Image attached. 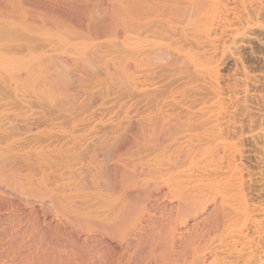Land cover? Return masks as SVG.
I'll return each instance as SVG.
<instances>
[{
	"label": "bare ground",
	"instance_id": "bare-ground-1",
	"mask_svg": "<svg viewBox=\"0 0 264 264\" xmlns=\"http://www.w3.org/2000/svg\"><path fill=\"white\" fill-rule=\"evenodd\" d=\"M118 2L119 3L117 4H120L121 6L123 5L122 7L126 8V5H124V1L122 2L121 0ZM137 2L139 5V13L138 10H134L137 12V16H134L135 13L133 12L132 8V13L134 15H131L134 16V19L130 15L126 16L127 13L129 14V12L124 11V22L121 24H119L120 22H117L120 26L115 28L117 33L115 35L120 34L119 36H121V34H125L123 35L125 37H122L121 39H127L128 37L127 40L125 39L126 41H128L130 38H132L128 43V47L131 51L125 45L127 43H123L125 47H127H124L127 50L125 51L124 49V52H130L126 54L123 52L125 55L129 56H124V61H121L123 63H120L121 65L119 68L117 67L121 72H119V74L123 75L122 79H124V84L122 85L121 79L120 85H122L125 96H121L123 92L121 93L120 91L118 92H120L121 95L110 94L109 96L106 94L107 97H105V99L101 98L103 99V101L96 110V115H104L105 119H102V117L101 119H98V117L95 115L93 118H91L92 116L89 117L86 122L82 120L83 122L81 121L80 123L78 120L79 124L76 122L75 130L80 131L82 127L83 129L87 130L84 127L90 126V128H92V132L90 131L91 133L96 134L100 131L102 133L104 131L103 128H106L107 126L109 127V125L114 123V121H116V119L118 117H121L122 115L123 117L125 116L126 119L128 118L130 120L134 119V121H142L141 123L139 122L140 124H142V126L140 125L138 127H142L143 131L148 134V136L150 135L151 138H149L148 142L150 141V139L152 140V137L154 139L151 146L148 143L149 148H147L146 146L145 149L147 150H144V147L147 143L142 147V151L140 153L141 155L140 157L138 156V159L136 158V156L135 159H131L134 161L132 165L134 166L137 162V164L139 165L138 169H140V171L138 170L139 173L136 172L137 167L135 168L136 170L134 169V172L138 173V175H136L135 173V176H138L137 178L139 179H137L138 183H136L134 180L133 181L135 183H133L132 181L130 182L131 185L132 183L136 184L134 186L137 188L135 190L133 189L132 191H135L134 194L136 198L139 195L138 200L141 199L144 205L148 207L150 206V208L154 206L156 207L158 212L161 210L163 211L161 212L163 214L162 217L160 215L159 218L157 214L156 216L161 221V224H163V226L160 225L161 228L164 230L166 228L163 227H170L169 231L172 234L161 229L163 233L159 232L161 235H158L159 233L155 235L154 233L160 230V223H157L158 219H156L157 217L154 216L155 213L150 214L149 212L151 216L153 214V221H151V216L149 218L148 211H146L149 208L146 209V207L145 210L143 208L145 206L143 205L142 207V203H140L141 205H139V203H136L138 200H136L135 197V199L132 198L134 199V201L131 200L130 202H125V200L121 197L123 196L121 194L124 191L123 189L119 194L121 196H118L117 194L118 197H116L115 195L114 198L113 195V200L112 194L107 190L111 185V181L107 182L109 183V187L107 186L108 188H106L104 186L106 185L105 181L108 180V177L107 179H101L102 175H97L98 177L95 175L97 178L100 177L101 180H97V178H93L91 176L90 179L87 178V176L89 175L86 173L88 172V170H90V167L88 165H85V162H77V160H74V158L71 157L72 154L70 158H67L69 157V155H65L67 157H62L61 161L57 159L59 158L61 153H59V156H57L56 158H54L52 155L50 156L49 154L51 153H48V149L50 146L48 142H53L51 138H62L64 135L67 136V134L60 133L61 130H59V128L57 129L59 130V132L55 129L56 133H51L52 136L51 134L50 136L47 134L50 140H48V138V141H46L45 144L47 143L48 145H44V143L43 145H39V140V143H35L37 141V137L36 135H34L36 137L35 139L34 136L30 133L28 135L33 136V138H31L34 139V143L31 142L32 140L30 136H27L26 134L25 137L19 136L22 139L18 138L19 140H12L13 136H15L12 135V139L9 140L10 142L8 141L7 144H4L2 142V144L6 145V147L10 143V147L12 148L11 152L14 150V148H16L15 150H18V152L16 151L15 153H17L16 155L21 158L22 156H25L23 155L26 150L25 148H29V152H34L33 154L40 158L41 163L39 165L40 161L36 157V159H38L39 161H37L39 165L37 166V168L39 167V169H41L39 171H41L42 174V176L40 175L41 177L37 176L38 178H31L29 174L32 171L28 173V171H30L29 169L28 171L23 170L28 174H21L23 173L22 171H20L21 173L20 175L18 174V176H15L13 174L15 177H17V179L15 177L13 178H15L17 181L19 180L18 185L16 184L17 187L13 184V186L11 187L12 191L10 190L8 195H4L5 193L3 192V195L0 194V207L2 206L1 204H4V206L8 204V206L10 205L13 207H11L12 210L10 208L11 211L8 210L9 208L6 209L10 212L8 213V211H6L7 216L5 215L9 220V224L6 223L8 224L6 226H8V228H13V230L9 229L12 231L11 232L8 231V228L7 230L5 228L6 232L8 231L7 234L5 230H3L4 232H2V228L0 230V234L1 232L3 235L4 233L6 235H9V232L11 233L9 235L10 238L5 236V238H9V242L4 238L2 239V241H4V243L8 242V244H6H10V248H12V250H14L13 247H11V245L13 244V246L17 244L19 248L21 246L22 253H20H25V258L26 252L22 251V245H29L30 249L28 246H26V250L28 247L30 253L33 250H31V244H33V246L36 245L37 242H39L40 244L42 240V238L40 240V235L38 236V234H40L41 232H44V234L47 233L48 230L46 231V229H44V226H46V228L49 226V230H53V227L55 226L59 228V230L56 229L57 231H60V233H58L62 234L58 236L61 237L65 235V238L63 237L64 239H66L65 244L69 243L70 246H72L71 249L75 248L76 250L77 248L81 250V252L78 251L79 253H75H81L82 258L79 255V260L81 258V261H84L85 264H123L122 261H125L124 258H126L124 255V250L130 248H124V246L126 247L127 245L126 240L128 241V239H130L129 241L131 242H128L129 246L132 245V242L134 240L133 237H129L128 239H126V237L131 236V234L128 235V233H130V225L132 226L134 224V227H136V225L138 224L137 221L139 219L140 221L146 219V216L148 215V219L150 221L147 220V224L148 222L153 223L154 220L156 221V223H153V225L149 223L150 226L148 227L151 228L154 225L156 227L157 224L159 228L156 227V229L158 228V230H155V227H152V229L154 230L151 229L152 231H150V228H148L145 223L146 226L144 227H141V225L139 226V229L136 227L138 229V232L136 233H140L139 230L141 228H143V230L145 227L149 229L150 232L145 234L147 236L145 237L149 241H151V243L154 242L157 245L154 246V248H156L157 250L159 249L157 247H159L160 245L163 246V251L162 249L160 251L162 253L159 254V250H157V253L159 255L157 254L156 256L161 259V263H163L162 261H166L168 263L174 262V264L175 262H177L178 264L179 262H181V260H187L188 258V261L190 260L189 262L187 261L188 263L183 261L181 262V264H264V73L254 74L247 70L241 63V53L246 52L247 50L249 51V47H251V44L259 45V47H262V50L264 52V0H138ZM129 3L131 4V2ZM121 6H119V8ZM130 7L128 6V8ZM120 9L118 10V17L122 16L119 15ZM127 18H129L131 21L132 19L133 21L135 20L131 23V21H129L128 19L131 24L137 22L136 26L133 25V27H135L134 30L131 28V24H128ZM121 19L122 18L120 17V20ZM111 30H113L112 27ZM132 32L135 34V36H133L134 34ZM130 34L132 35L131 37ZM125 40L123 42H125ZM64 41H66V39H64ZM133 41H135L134 44ZM29 43L32 42H28L27 44ZM68 45H70V43ZM35 46L37 47V45ZM48 48L49 47H47V51ZM113 50L115 51V49ZM116 53H118V51ZM229 60H231L233 63H236L237 66V69L233 70L234 72H232V76H226L221 72L222 66ZM115 63L117 64V62ZM134 72H137L139 75H141V77L143 76V78L141 79L140 77H137L135 75L136 73ZM82 77H84V75ZM138 78H140L141 80H138ZM96 83L97 82H95V84ZM101 85H103V83ZM93 87L95 86L93 85ZM109 87L111 88V85ZM2 89L4 88L2 87ZM12 89L14 90V88ZM12 89H10V91ZM100 90L101 89L98 90L99 93H101ZM10 91L8 90V93ZM18 96V93L14 94L15 101L13 100L14 98H12L11 100H13L14 102L9 101V104L6 103V105L11 106L10 102H12V105H14L15 102L17 103V101L24 96V93L23 96L21 95L19 99ZM21 99L18 103H21L25 109V105L27 104L28 99H25V105V100L23 102V100L21 101ZM40 101L42 102L41 98ZM51 103L50 107H52L53 105H51ZM6 105L4 104L2 108ZM111 105H118L120 109L117 108L118 111L115 112L114 110L112 112L113 114L111 113L105 116V112L107 113L109 111ZM8 111L10 110L8 109L7 112ZM2 112L4 113V111ZM10 112L8 113L9 115ZM14 113L15 111L13 113L11 112V115ZM17 115L19 114L17 113ZM31 115L33 114L31 113ZM7 116L6 119L4 118L5 121L7 120ZM127 121L128 120H126V122ZM2 122L4 121L2 120ZM8 122L10 121L8 120ZM8 122H6L5 124H7ZM2 126V128H4V125ZM117 126L119 127V125ZM53 131L54 129L52 130V132ZM5 132L7 133V131ZM69 134H71V132ZM87 134L89 133L87 132ZM3 135L5 134L3 133ZM74 137H76V135H74ZM74 137L70 139H75ZM82 137L80 136L81 139ZM43 138L41 136V139ZM68 141L70 140L68 139ZM70 143L68 142V144ZM75 143H77V141ZM57 144L60 145V143ZM64 145L66 146V144ZM88 146L89 145H87V147ZM7 148H9V146ZM53 148L56 149V147ZM52 149H50L49 151H51ZM2 151L4 152V150L0 149V153H3ZM65 151L63 148L61 149V152ZM5 152L3 153L4 155H6L5 157L10 155L8 150V155ZM26 153L28 152L26 151ZM56 153L58 154V151ZM76 154L74 155L76 156ZM81 155L82 154L80 153V155L78 156L82 157L84 156V153L82 156ZM137 155H139V153ZM51 157H53L54 159H51ZM84 158L85 157H83V160ZM123 159L124 158H122L121 160L123 161ZM5 160H7V158ZM86 160H88L89 162V159L86 158ZM121 160H119L118 164L121 163ZM11 161H13V159H11ZM28 162L26 161V164ZM15 163H17V161H15ZM91 163H93V161ZM3 164H0L2 165L1 167L4 166ZM8 164L9 163L5 164V166ZM137 164L136 166H138ZM31 165L29 164V166ZM121 165L122 164H120V166ZM8 166L11 167V165ZM53 166L56 167L53 168ZM252 166H254L255 168ZM3 168L0 169L2 170ZM104 168L106 169L107 167L103 165V175ZM133 168L134 167H132L131 169ZM47 169L51 171V174L53 173L52 176L54 178H52V180L49 178V180L53 181V183L50 182L52 184L48 183V185L47 183H45V181L48 182V180L44 179L45 176L46 178H48V175H45L48 174L47 172H49ZM94 173L95 172H93V174ZM124 177L126 176L124 175ZM124 182L126 181L124 180ZM49 184L53 185V187ZM10 186L8 187L9 189ZM119 186L122 188L123 185ZM115 188H117V186ZM124 196L126 197V195ZM137 204L141 208H139ZM44 205L46 206L43 207ZM47 206L49 208H47ZM42 208L48 209V211L50 208L52 210H50L51 212H49L45 217L44 215L46 213L44 214V211L47 212V210H44L42 212ZM141 209H143L144 213L147 212L145 213L146 218L142 216L143 212ZM39 211L44 214L43 215L40 212V215H43L45 217H42L44 221L48 220V223H44L46 225L41 222L44 226L39 225L41 223L38 222V219L35 220L37 218V216L35 215H38ZM1 214L0 216H3ZM136 214H138V216L140 215L141 218ZM25 216H32V220L34 218V222L32 224L35 225V229H38L39 231L43 229L45 231L42 230L41 232H37V230L36 232H33V227H30L32 226L30 224L31 221H29L30 219H27V221L30 222L29 224L26 223V218L22 219L25 221V225L15 223L16 221L24 222L18 220L15 221V219H20L22 217L24 218ZM134 216L135 218L137 216V221H135ZM4 217H2V222L6 220V218ZM142 217L144 219H142ZM6 226L4 225L3 227ZM28 227L29 229L31 228L33 230H31L33 233H30L28 231L30 234L29 236L27 235V237H25V232H27ZM136 228L134 229V232L136 231ZM57 231L54 232L58 234ZM132 231L133 230H131V233ZM143 232L141 229V233ZM164 232L170 234H166L169 235L167 236L169 237V239L165 237ZM55 233L52 235V237L55 235ZM2 234L0 235V240ZM132 234L135 235L134 233ZM139 236L141 237L142 235ZM47 237L45 239H47ZM142 237L143 240L146 239L144 235ZM49 238L47 239V241L49 240ZM53 238L54 240H56L57 237L55 236ZM131 238H133V240H131ZM137 238L135 236V240ZM45 239L42 243L47 242ZM138 239L140 240V238ZM143 240L140 241L141 245L142 242L145 243L147 241ZM49 241H52V238H50ZM59 241V238H57V241L55 242L60 243L61 241ZM35 242L36 244H34ZM135 242L137 243L139 241L136 240ZM135 242L133 243V245L135 244ZM19 243H21V245H19ZM42 243L40 245H43ZM51 243L54 242L52 241ZM51 243H47V245L49 244V246H53L52 249H54L55 245L57 244L54 243L55 245H51ZM39 244H37V246L35 247L39 248ZM60 244H63V246H65L66 248H70L68 245L64 244V240ZM60 244H58V247H56L60 248L57 249V254L61 253L60 251L62 247ZM137 244H135V248ZM147 244H149V242ZM168 244L171 245L169 246ZM146 245L144 246L145 251H147L148 249V245L147 248ZM5 247L9 248V246ZM47 247L48 246H45L43 248H45L48 252V256L49 253L50 256H53L51 254L53 252L49 248L51 251L50 252ZM83 247H86L87 249H83ZM139 247L137 249L140 252L142 250L144 251V249L141 248V250L139 249ZM66 248L64 249V251L66 250ZM5 249L7 248H4V251ZM12 250L11 252H9L10 249L9 251L8 249L6 250L8 251V253H10V257L11 254L14 253L12 252ZM42 250L39 253L43 252ZM75 250H69V252ZM128 250L130 251V249ZM149 250L150 249H148V251ZM6 251L4 255L6 254V257H9L7 256L8 254L6 253ZM151 251L150 253L152 255L153 251ZM18 252L19 251H17V253L15 252L12 257L14 258L18 254ZM34 253L35 251H33L32 253L33 257H35ZM75 253L72 252V254H74L73 257L76 256ZM127 253L129 252L127 251ZM0 254L3 255V252ZM47 254L46 256L38 254V256L40 255V257H43V259H41L42 257L40 258L41 260H46L45 264H48L49 260L53 262L54 259H57V257H60V259L62 258L60 262L61 264L63 261H65V264L66 262H69V264L71 263L69 260L66 261L69 255H64V258L66 259L63 260L64 258L60 254H58L59 256H57L56 253H53L57 256H53L55 257L54 259L53 257L51 259L48 258ZM62 254H64L63 250ZM139 254H137V256L140 257ZM1 255L0 257H3ZM19 255L18 257H16V259L14 258V262H16V264L19 262L16 261L17 258L19 259ZM151 255L149 254L150 257ZM38 256L36 254L35 259H38L39 261ZM144 256L142 257L145 258ZM12 257L8 260H13ZM76 257L78 259V256ZM152 257L155 258V255ZM182 257L184 258L182 259ZM20 258H22L23 260V255ZM25 259L26 263L29 264L27 262L29 261V258ZM72 259L70 260L72 261ZM130 259L131 258H129L128 260ZM135 259H137V257ZM135 259L133 258L132 261ZM19 260L21 264L24 261H21V259ZM154 260L155 259H153L152 263H156V261L154 262ZM35 261L33 260L29 262H34V264H36ZM51 261H49V263H52ZM57 261L59 262L60 260L57 259ZM57 261L55 260L56 264ZM146 261H148V259ZM7 262L8 261H6V264H10ZM9 262L13 264L12 261ZM26 263L24 261V264ZM76 263L77 262H75L74 264ZM40 264L42 263L40 262Z\"/></svg>",
	"mask_w": 264,
	"mask_h": 264
},
{
	"label": "rangeland",
	"instance_id": "rangeland-1",
	"mask_svg": "<svg viewBox=\"0 0 264 264\" xmlns=\"http://www.w3.org/2000/svg\"><path fill=\"white\" fill-rule=\"evenodd\" d=\"M118 1H121V0H0V95H1V98H0V125H1V123H2V125H4V128H2L3 126L1 125L0 126V149L1 150H4V152H5V150H6V152L5 153H7V150L9 151V153H10V155H8V153H7V157H5L6 155H4L3 153H0V155H2V156H0V162L4 165L3 167H1L2 165H0V168H3L2 170L0 169V194L1 195H3L2 194V192L3 193H5L4 195H8V193L10 192V190H11V187L13 186V184H14V186H16L17 187V185H18V181L16 180L17 179V177H15V176H18V174L20 175V171H22L23 173H21V174H28V173H30L31 171V173L29 174L30 176H31V178L33 177V178H36L37 176L38 177H41L42 176V174H41V171H39V170H41V169H39V167L37 168V166H39L40 165V163H41V160H40V158L39 157H37V156H35V154H33L34 152H29V148L27 149V148H25L26 150H25V153H23V155H25V156H22V158L21 157H19L18 155H16L17 153H15L16 151L18 152V150H15L16 148H14V150L12 151V152H14V153H12L11 152V150H12V148L10 147V143H9V145H7V147L9 146V148H7L6 147V145H4L5 143L7 144L8 143V141L9 140H11L12 139V135H15V136H13V139L12 140H14V139H22V138H20V137H25L26 135L27 136H30V135H28L29 133L31 134V135H36V137H37V139H36V137L34 136V138L37 140H35L36 142L35 143H39V141H40V144L39 145H43V143H44V145H50L49 146V149H48V153H51V154H49L50 156L52 155L54 158H56L57 156H59V153H61L60 154V156H59V158H57V159H59V161H61V158L63 157H67L68 155H69V157H67V158H70V156H71V154H72V156L71 157H73L74 158V160H77V162L79 161V162H85L84 164L85 165H88L90 168V170H88V172L89 171H91V172H87L86 174H88L89 176H87V178H91V177H95V178H97L99 175H102L103 177L105 176V174H106V176L103 178L102 176H101V179H107V177H108V180L107 181H105L106 182V185L104 186V187H106V188H108L109 187V183H107V182H109V181H111L110 182V187L107 189L111 194H112V198H113V195H114V198H115V195H116V197H118V196H121V195H119L121 192H122V189L124 190L121 194L124 196V195H126V197L124 196H121L124 200H125V202L127 201H131V200H133L134 201V199L136 198L135 197V191H132L133 189L135 190V189H137L134 185H136V184H133V183H138V181H137V179H139V178H137L138 176H135V173L136 172H138V170L140 171V169H138V167H139V165L137 164V162H136V164L138 165V166H136V164L133 166L132 165V163H134V161L133 160H131V159H135V156H136V158L138 159L139 157H140V153H141V151H142V147L145 145V147H144V150H147V149H145L146 148V146H147V148H149L148 147V143L150 144V146H151V144H152V142H153V137H152V140L150 139V141L148 142V140H149V138H151L150 137V135L148 136V134H146L144 131H143V129H142V127H138V126H142V124H140L142 121L140 120H138V121H134V119H126V117H125V119L126 120H128L127 122H126V120L124 119V117H123V115L121 116V117H118L117 119H118V121H117V119H116V121H114V123H112L111 125H109V127L107 126L106 128H103V132L101 133V131L100 132H97L96 134H94V133H91L92 132V128H90V126L89 127H84V128H86L87 130H85V129H83V127H82V129L78 132L77 130H75L76 129V122L79 124V122L81 123V121L83 120V121H85L86 122V120H88V118L89 117H91V118H93L97 113H96V110H97V107H99L100 105H101V103H102V101H103V99H105V97H107V95H109L110 96V94L112 95V94H118V95H121L120 94V92L122 93H124V90H123V88H122V85L124 84V79H122L123 77V75L122 74H119V72H120V70L118 69L119 67H120V65L123 63V62H121L122 60L124 61V56H129V55H125L126 53H129L131 50L129 49V47H128V43H129V40L130 39H132V38H130L128 41H126L127 39H128V37H127V39L125 40V39H121L122 37L124 38L125 36H123V35H125V34H121V36H119L120 34H118V35H115V34H117L116 33V29L115 28H117L118 26H120L119 24H121V23H123L124 22V17H125V12L124 11H128L129 12V14L127 13L126 14V16L127 15H130V16H132V18L134 19V16L136 17L137 15H136V11L138 10V13H139V5H138V0H136V2H135V0H122V2L124 1L125 3H124V5H126V8L125 7H122L120 4H117V3H119ZM129 2H131V4L129 3ZM136 4H135V3ZM117 4V6H116V4ZM133 3V4H132ZM128 4V5H127ZM135 4V5H134ZM140 4V3H139ZM137 5V6H136ZM116 6V7H115ZM119 6H121L120 8L122 9H120L119 8ZM128 6L130 7V8H128ZM134 7V8H133ZM138 7V8H137ZM123 8H125V9H127V10H125V9H123ZM133 9V12L135 13V15L132 13V9ZM120 9V11H119V15H122V16H119L118 17V10ZM136 9V11H134ZM131 12H130V11ZM124 12V13H123ZM117 13V14H116ZM114 14V15H113ZM131 14H133V15H131ZM115 15H116V17H115ZM124 16V17H123ZM115 17V18H114ZM118 17V18H117ZM120 17L122 18L121 20H120ZM114 18V19H113ZM129 18H131V17H129ZM129 18H127V21H128V19ZM119 19V20H118ZM133 19H132V21L129 19V21H131V23L132 22H134L133 21ZM116 20V21H115ZM118 20V21H117ZM115 21V22H114ZM128 21V24L130 25L131 23ZM111 22V23H110ZM119 24H118V23ZM116 23V24H115ZM137 23V22H136ZM136 23H133V24H131V28L134 30V28L135 27H133V25H135L136 26ZM111 24V25H110ZM114 24H115V27H114ZM110 25V26H109ZM107 27V28H106ZM111 27H112V29L113 30H111ZM110 28V29H109ZM108 29V30H107ZM115 29V30H114ZM132 29H131V31H132ZM108 31H110V32H108ZM113 31V32H112ZM115 32V33H114ZM110 33V34H109ZM131 33V32H130ZM133 33V32H132ZM134 34V33H133ZM132 35L130 34V37H131ZM133 36H135V34L133 35ZM114 39H113V38ZM36 39H37V41H36ZM63 41H62V40ZM64 39H66V41H64ZM112 39V40H111ZM120 39V40H119ZM34 40V41H33ZM60 40V41H59ZM125 40V42H123ZM134 40V39H133ZM28 42H32V43H29V44H27ZM35 42H36V44H35ZM40 42V43H39ZM113 43V44H111V43ZM134 42L135 41H133V44H134ZM33 43H34V45H33ZM67 43V44H66ZM70 43V45H68ZM119 43V44H118ZM122 43V44H121ZM125 43H127V44H125L127 47H128V49L130 50L129 52H124V49L125 48H127V47H125V45L124 44ZM12 44V45H11ZM22 44V45H21ZM25 46H24V45ZM27 44V45H26ZM31 44H32V46H31ZM39 44V45H38ZM117 44V45H116ZM132 44V43H131ZM19 45H21V46H19ZM29 45V46H28ZM35 45H37V47L35 46ZM113 45V46H112ZM9 46H11V47H9ZM34 46V47H33ZM122 46V47H121ZM251 47H249L250 49H249V51L247 50L246 52H243V53H241L240 55L242 56L241 57V63L243 64V66L247 69V70H249L250 72H252V73H254V74H258V73H264V52H263V50H262V47H259V45H257V44H251L250 45ZM25 47H27V48H25ZM47 47H49L48 48V51H47ZM123 49H121V48ZM125 47V48H124ZM23 48V49H22ZM29 48V49H28ZM50 48H54L53 50L52 49H50ZM113 49H115V51L117 52L118 51V53H116ZM55 50V51H54ZM133 50V49H132ZM47 51V52H46ZM112 51V52H111ZM125 51H127L126 49H125ZM45 52H46V54H45ZM50 52V53H49ZM54 52V53H53ZM116 53V54H114V53ZM125 54H124V53ZM49 53V54H48ZM112 53V54H111ZM52 54V55H51ZM54 54V55H53ZM124 54V55H123ZM81 55V56H80ZM114 55V56H113ZM115 55H116V57H119L120 58V60H119V58H116L115 57ZM118 55V56H117ZM120 55V56H119ZM110 56V57H109ZM131 56V55H130ZM114 59H113V58ZM81 58V59H80ZM111 58V59H110ZM113 59V60H112ZM117 59H118V61H117ZM109 60H111V61H109ZM116 60V61H115ZM112 62H117V64L115 63H112ZM92 63V64H91ZM121 63V64H120ZM118 65V66H117ZM118 67V68H117ZM237 66H236V63H233L231 60H229V61H227L223 66H222V68H221V72L223 73V74H225L226 76H232V72H234L233 70H236L237 68H236ZM115 69H117V70H115ZM121 73V72H120ZM134 73H136L135 75L137 76V77H140L141 79L143 78V76L141 77V75H139L137 72H134ZM138 74V75H137ZM84 75V77H82ZM89 79H88V78ZM91 77V78H90ZM95 78V79H94ZM101 78V79H100ZM140 78H138V80L140 79ZM91 79V80H90ZM93 79V80H92ZM104 79V80H103ZM122 79V80H121ZM137 79V78H136ZM140 79V80H141ZM97 80V81H96ZM99 80V81H98ZM120 80L122 81L121 83H122V85H120ZM107 81V82H106ZM95 82H97L96 84H95ZM103 83V85H101L102 83ZM108 82H109V84H108ZM111 82V83H110ZM115 82H117V83H115ZM9 83V84H8ZM10 83H11V85H10ZM93 83V84H92ZM105 83V84H104ZM4 84V85H3ZM91 84V85H90ZM114 84V85H113ZM89 85V86H88ZM93 85L95 86V87H93ZM99 85V86H98ZM108 85V86H107ZM111 85V88L109 87ZM11 86V87H10ZM100 86H101V88H100ZM106 86H107V89H106ZM116 88H115V87ZM118 86V87H117ZM120 86V87H119ZM2 87L4 88V89H2ZM7 87H8V89H7ZM10 87V88H9ZM12 88H14V90L12 89ZM10 89H12L11 91H10ZM95 89V90H94ZM99 89H101L100 90V92L101 93H99ZM112 89V90H111ZM115 89V90H114ZM120 89V90H119ZM4 90H5V92H4ZM8 90L11 92H9L8 93ZM89 90V91H88ZM102 90H103V92H102ZM107 90V91H106ZM122 90V91H121ZM17 91V92H16ZM26 91V92H25ZM28 91V92H27ZM98 91V92H97ZM111 91V92H110ZM118 91H120V92H118ZM2 92V93H1ZM12 92H14V93H12ZM16 93H18V99L21 97V95L23 96V93H24V96L23 97H21V98H23V99H21V101L23 100V102H24V100L26 99H28L27 100V104H26V100H25V102H24V105H25V109H24V106L21 104V103H18L19 102V100L17 101V103L19 104H17L16 102H15V104H17V105H15L14 103V105H12V102H14L15 101V98H14V94H16ZM26 93V94H25ZM122 93V95L121 96H125V93L123 94ZM107 94V95H106ZM4 97H3V96ZM12 96V98H14L13 100H11L12 98H11V96ZM29 95V96H28ZM33 97H32V96ZM38 96V97H37ZM126 96H127V94H126ZM28 97V98H27ZM31 97V98H30ZM29 98H30V100H29ZM33 98H34V100H33ZM40 98H41V100H42V102L40 101ZM101 98H103V99H101ZM6 99V100H5ZM10 99V100H9ZM33 101H32V100ZM38 100V101H37ZM6 101V102H5ZM9 101H12V102H10L11 103V106L10 105H6V103H8ZM37 101V102H36ZM40 101V102H39ZM39 102V103H38ZM48 102V103H47ZM52 102V103H51ZM28 103H30V104H28ZM50 103H51V105H52V107H50ZM100 103V104H99ZM6 105V106H4L3 108H2V106L3 105ZM9 104V103H8ZM39 104V105H38ZM48 104V105H47ZM7 106H8V108H7ZM14 108H13V107ZM23 106V107H22ZM27 106V107H26ZM113 106V107H112ZM115 105H111L110 107L112 108V110H111V108L109 109V113L107 112H105V116L107 115V114H111L114 110H115V112L116 111H118V109H120L119 107H118V105L117 106H115ZM119 106H120V104H119ZM10 107H12V108H10ZM17 107V108H16ZM18 107H19V109H18ZM29 107H30V109H29ZM5 108V109H4ZM7 108V109H6ZM34 110H33V109ZM51 108V109H50ZM116 108V109H115ZM118 108V109H117ZM2 109V110H1ZM12 110L11 112L13 113L14 111H15V113L14 114H12L11 115V112L10 111H8L7 112V110ZM18 109V110H17ZM56 109V110H55ZM95 109V110H94ZM14 110V111H13ZM21 110H22V113H21ZM2 111H4V113L2 112ZM25 111H26V113H25ZM32 111V112H31ZM36 111V112H35ZM7 114H6V113ZM10 112V115L8 114ZM20 112V113H19ZM39 114H38V113ZM114 112V113H115ZM3 113V114H2ZM17 113L19 114V115H17ZM29 113H30V115H29ZM31 113L33 114V115H31ZM93 115H92V114ZM99 114V113H98ZM104 114V113H103ZM102 114V115H103ZM113 114V113H112ZM4 115H9V116H7V120L5 121L4 120V118L6 119V116H4ZM101 114H99V115H96L97 117H98V119H101V117H102V119L104 118V115L103 116H100ZM35 116V117H34ZM38 117V118H37ZM86 119H85V118ZM31 118H32V120H31ZM35 118H37V119H35ZM82 118V119H81ZM124 120H123V119ZM85 119V120H84ZM105 119V118H104ZM2 120L4 121V122H2ZM8 120L10 121V122H8ZM78 120H79V122H78ZM25 121V122H24ZM27 121V122H26ZM82 121V122H83ZM123 121H124V123H123ZM6 122H8L7 124H5ZM140 122V123H139ZM10 123V124H9ZM24 123H26V124H24ZM58 123V124H57ZM117 123V124H116ZM121 125H120V124ZM24 124V125H23ZM29 124V125H28ZM56 124V125H55ZM77 124V125H78ZM123 124V125H122ZM6 125V126H5ZM52 125V126H51ZM117 125H119V127L117 126ZM8 126V127H7ZM56 128H55V127ZM59 126V127H58ZM62 126V127H61ZM73 126V127H72ZM75 126V127H74ZM114 126V127H113ZM116 126V127H115ZM118 127V128H117ZM121 127V128H120ZM9 128V129H8ZM60 128V129H59ZM64 130H63V129ZM51 129V130H50ZM54 129V131L52 132V130ZM55 129L57 130V129H59V130H61V132L60 133H64V134H67V136L66 135H60V136H63L62 138L61 137H59V138H56V137H52L51 138V140H53V142L52 141H49L48 142V144L46 143L45 144V142L46 141H48V140H50V138H49V136H50V134L51 133H56V131H55ZM141 129V130H140ZM2 130V131H1ZM28 130V131H27ZM30 130H31V132H30ZM43 130H45V131H43ZM59 130H57L58 132H59ZM71 130H73V131H71ZM75 130V131H74ZM5 131H7V133L5 132ZM34 131V132H33ZM42 131V132H41ZM48 131V132H47ZM49 131H50V133H49ZM65 131V132H64ZM67 131V132H66ZM84 131V132H83ZM91 131V132H90ZM99 131V130H98ZM10 132H11V134H10ZM21 132V133H20ZM39 134H37V133ZM57 132V133H58ZM71 132V134H69ZM85 135H83L82 133ZM87 132L89 133V134H87ZM3 133L7 136H5V135H3ZM15 133V134H14ZM76 133V134H75ZM78 133H79V135H78ZM104 133V134H103ZM142 133V134H141ZM23 134V135H22ZM26 134V135H25ZM40 134H42V135H40ZM47 134L49 135V136H47ZM69 134V135H68ZM87 134V135H86ZM99 134V135H98ZM106 134V135H105ZM11 135V136H10ZM18 137H17V136ZM40 136V137H38V136ZM44 135V136H43ZM54 135V134H53ZM74 137V135H76V137H74L75 139H70V138H73L72 136ZM78 135V136H77ZM82 135H83V137H82ZM92 135V136H91ZM20 136V137H19ZM33 136H30V138L32 137L33 138ZM41 136H42V138L43 137H45V136H47V137H45V138H43V139H41ZM51 136H52V134H51ZM80 136L82 137V139L80 138ZM97 138H96V137ZM142 136H143V138H142ZM147 136V137H146ZM5 137V138H4ZM9 137V138H8ZM67 139V137H68V139L71 141V143H70V141H68V139L66 140L65 138ZM85 137V138H84ZM93 137V138H92ZM8 138V139H7ZM31 138V142H33L34 143V139H32ZM39 138V139H38ZM49 138V139H48ZM88 138V139H87ZM99 138H101V139H99ZM163 138V137H162ZM166 138V137H165ZM2 139V140H1ZM7 139V140H6ZM18 139V140H19ZM41 139V140H40ZM48 139V140H47ZM57 141H56V140ZM97 139H99V140H97ZM146 139V140H145ZM4 140V141H3ZM39 140V141H38ZM62 140V141H61ZM74 140V141H73ZM143 140V141H142ZM162 140V139H161ZM61 141V142H60ZM67 141V142H66ZM77 141V143H75ZM79 141H80V143L82 144V146H81V144L79 143ZM144 141H146V142H144ZM2 142L4 143V144H2ZM10 142V141H9ZM54 142H57V143H60V145L59 144H57V143H54ZM68 142L70 143V144H68ZM95 144H94V143ZM151 142V143H150ZM52 145H51V144ZM64 144H66V146L64 145ZM68 144V145H67ZM77 144H79V145H77ZM4 147H3V146ZM71 145V146H70ZM86 146V148H85V146ZM87 145H89L88 147H87ZM2 146V147H1ZM63 146V147H62ZM70 146V147H69ZM72 146H73V148L74 147H76V148H74V150H73V148H72ZM53 147H56V149L55 148H53L56 152L58 151V154L52 149ZM64 149V151L65 152H61V149L62 148ZM84 147V148H83ZM3 148V149H2ZM11 148V149H10ZM67 148V149H66ZM18 149V148H17ZM50 149H52L51 151H49ZM78 149H79V151L81 150L82 151V149H83V151L81 152H79L78 151ZM60 150V151H59ZM68 150V151H67ZM76 150V151H75ZM88 150V151H87ZM26 151L28 152V153H26ZM63 151V150H62ZM70 151H72V152H70ZM74 151V152H73ZM78 151V152H77ZM70 152V153H69ZM76 152H77V154H76ZM88 152V153H87ZM31 153H32V155H31ZM67 153V154H66ZM69 153V154H68ZM80 153L83 155V153H84V156H82V157H80V156H78V155H80ZM86 153H87V155H86ZM139 153V155H137ZM143 153H144V151H143ZM142 153V154H143ZM13 156H12V155ZM32 156H30V155ZM74 154H76V156L74 155ZM15 155V156H14ZM65 155H67V156H65ZM86 155V156H85ZM9 156H10V158H9ZM11 156H12V158H11ZM18 156V157H17ZM50 156H49V158H50ZM139 156V157H138ZM5 157V158H4ZM14 157V158H13ZM15 157H16V159H15ZM29 159H27V158ZM30 157V158H29ZM36 157L39 159V161H38V159H36ZM53 157H51V159L53 158ZM77 159H76V158ZM80 157V158H79ZM83 157H85L84 158V160H83ZM88 157H90V158H88ZM3 158H4V160H3ZM7 158V160H5ZM24 158V159H23ZM53 158V159H54ZM86 158L87 159H89V162L91 161V158H92V161H93V163H89L88 162V160H86ZM122 158H124L123 159V161L121 160ZM2 159V160H1ZM11 159H13V161H11ZM15 159V160H14ZM27 159V160H26ZM79 159V160H78ZM83 161H82V160ZM118 159V160H117ZM8 160H10V161H8ZM21 160V161H20ZM28 162V161H30V162H28L31 166H29V164L27 163L26 164V161ZM31 160H33V161H31ZM119 160H121L120 162V164H122L121 166H120V164H118L119 163ZM7 163H9L8 165H11V167L10 166H8V165H6L5 166V164H7ZM15 161H17V163H15ZM39 162V165H38V162ZM63 161V160H62ZM96 161V162H95ZM105 161V162H104ZM133 161V162H132ZM36 162H37V165H36ZM88 162V163H87ZM95 162V163H94ZM98 162V163H97ZM102 162H103V164H102ZM0 163V164H1ZM18 163H20V164H18ZM25 163V164H24ZM117 163V164H116ZM16 165V166H14V165ZM23 164V165H22ZM94 165V166H93ZM103 165L104 166H106L107 168V170L104 168V171H103V173H104V175L102 174V170H103ZM31 168H29V167ZM36 166V167H35ZM91 166H93V167H91ZM97 166V167H96ZM111 166V167H110ZM124 166V167H123ZM7 167H9V168H7ZM14 167V168H13ZM17 167V168H16ZM21 167H23V168H21ZM27 169H26V168ZM34 167H35V169H34ZM56 166H53V168H55ZM121 167V168H120ZM132 167H134L133 169H131ZM137 167V171L136 172H134V169ZM252 167H254V166H252ZM40 168H42V167H40ZM52 168V169H53ZM96 168V169H95ZM101 168V169H100ZM255 168V167H254ZM11 169V170H10ZM28 169L30 170V171H28ZM37 169V170H36ZM94 169V170H93ZM99 169V170H98ZM111 169V170H110ZM4 170V171H3ZM13 170V171H12ZM15 170V171H14ZM28 171V173L27 172H24V171ZM48 170V169H47ZM136 170V169H135ZM12 171V172H11ZM34 171V172H33ZM49 172H47L48 174H45V175H48L47 177L48 178H46V176L44 177V179L46 180H48V182L47 181H45V183H47V185H48V183H50V182H52L53 183V181H51L52 180V178H53V176H52V174H51V171L50 170H48ZM97 171V172H96ZM108 173H107V172ZM111 171V172H110ZM114 171V172H113ZM15 172H16V174H15ZM37 172V173H36ZM93 172H95L94 174H93ZM101 174H100V173ZM7 173H8V175H7ZM12 173V174H11ZM36 173V174H35ZM97 173V174H96ZM111 173V174H110ZM139 173V172H138ZM138 173H136V175H138ZM15 176H14V175ZM32 174H33V176H32ZM35 174V175H34ZM123 176H122V175ZM131 174V175H130ZM12 175V176H11ZM41 175V176H40ZM97 177H96V176ZM111 175V176H110ZM124 175L127 177H124ZM7 176V177H6ZM91 176V177H90ZM130 176V177H129ZM132 176H134V177H132ZM13 177H15V178H13ZM37 177V178H38ZM119 177V178H118ZM123 177H124V179H123ZM131 177H132V180H131ZM49 178L51 179V180H49ZM126 178V179H125ZM7 179V180H6ZM11 179V180H10ZM54 179V178H53ZM88 179V180H89ZM101 180L100 179V177L99 178H97V180ZM114 179H116V180H113ZM117 179H119V180H117ZM123 179V180H122ZM16 180V181H15ZM122 180V181H121ZM124 180L126 181V182H124ZM127 180H129V181H127ZM135 182H134V181ZM14 183H13V182ZM133 182L132 183V185H131V183L130 182ZM4 182H6V183H4ZM12 182V183H11ZM100 182V181H99ZM125 184H124V183ZM52 183H50V184H52ZM113 183V184H112ZM115 183V184H114ZM120 183V184H119ZM123 183V184H122ZM9 184V185H8ZM17 184V185H16ZM49 184V185H50ZM108 184V185H107ZM117 184H119V185H123L122 186V188L119 186V185H117ZM11 185V186H10ZM5 186H7V187H5ZM10 186V189L8 188ZM50 186H52L53 187V185H50ZM108 186V187H107ZM117 186V188H115ZM131 186V187H130ZM135 187V188H134ZM111 188V189H110ZM113 188V189H112ZM121 188V189H120ZM132 188V189H131ZM7 189V190H6ZM128 190V191H127ZM7 191V192H6ZM12 191V190H11ZM120 191V192H119ZM127 191V192H126ZM131 193H130V192ZM108 192V193H109ZM113 192H114V194H113ZM116 192V193H115ZM130 194H129V193ZM117 194H118V196H117ZM137 194V193H136ZM131 198H130V197ZM135 197V198H134ZM138 197H139V195H138ZM138 197L136 198V200H138ZM114 198H113V200H114ZM127 200H126V199ZM132 198H134V199H132ZM140 199V198H139ZM136 200H135V202H136ZM139 201H141V199L140 200H138L136 203H139V205H141L140 203H142V201L141 202H139ZM135 202H132V203H135ZM2 206L0 207V214L1 215H3V216H0V222H1V225H0V230L2 229V232H4L3 230H5V228H6V230H7V228H8V226H6V225H8L9 223H8V219L6 218V216H7V212L6 211H8V210H10V208L12 207V206H8V204H6L5 206H4V204H1ZM143 203H142V207H143ZM4 206V207H3ZM8 206V207H7ZM46 205H44L43 207H45ZM137 206H138V204H137ZM145 207H143L144 209L146 208V209H148V210H146V211H148V215H149V218H150V214L151 213H155V215L154 216H156V214H157V216L159 217L160 215H161V217H162V213L161 212H163L162 210L161 211H157V209H156V207H152V208H150V206L148 207V206H146V205H144ZM6 207V208H5ZM139 207V206H138ZM9 208V209H8ZM13 208V207H12ZM12 208H11V210H12ZM47 208H49L48 206H47ZM139 208H141V207H139ZM6 209H8V210H6ZM43 209V208H42ZM151 209H155L154 211L153 210H151ZM10 210V211H11ZM44 210H47V212L46 211H44ZM50 210H52L51 208L49 209V211H48V209H43L42 210V212L44 211V214L41 212V211H39V214L38 215H35V216H37V218L35 219V220H37L38 219V222L39 223H45V222H47L48 220H45L44 221V219L43 218H45L47 215H48V213L49 212H51ZM142 210V212H143V209H141ZM141 210H140V212H141ZM144 210V211H145ZM151 210V211H150ZM10 211H8V213L10 212ZM137 211H139V210H137ZM40 212L45 216H41L40 215ZM149 212H150V214H149ZM137 213V212H136ZM145 213H147V212H145ZM144 212H143V214H142V216L143 217H145L146 216V214H145ZM160 213V214H159ZM140 214V213H139ZM145 214V215H144ZM153 214H152V216H153ZM6 215V216H5ZM137 216H138V214H136ZM141 215V214H140ZM139 215V216H140ZM148 215L145 217L146 219H144L143 217H142V219H144V220H142L143 221V223H142V221H140V219L137 221V216H136V218H135V216H134V219H135V221H137V223L139 224H137L136 225V227L139 229L140 227V225H141V227H144V226H146L147 225V227L148 226H150L149 225V223H151V222H148V224H147V220L148 221H150L149 219H148ZM5 216V217H4ZM38 216H39V218H38ZM138 216V217H139ZM152 216H151V221H153V219H152ZM156 216V217H157ZM2 217H4V218H6V220H4V218H3V220L5 221H3L2 222ZM30 216H25L24 218L22 217V218H18V219H15V221L16 220H18V221H24V220H22V219H25V221H26V223H30V222H28L27 221V219H30L29 221H31V225L32 226H30L32 229H34V231L30 228L29 229V227H28V229H27V232H25V235H23V236H25V237H27V235L29 236V234L33 231V232H36L38 229H35V225H33L32 223L34 222L33 220H34V218H33V220H32V216L29 218ZM43 217V218H42ZM156 218V219H158V221H157V223L159 224V226L161 225V226H163V224H161V221L159 220V218ZM140 218H141V216H140ZM43 220V221H42ZM14 221V222H15ZM25 221L24 222H15L16 224L18 223V224H21V225H25ZM145 221V222H144ZM12 222V221H11ZM11 222H10V225H11ZM140 222V223H139ZM5 223V224H4ZM6 223H8V224H6ZM39 224V225H43V224ZM48 223V222H47ZM145 223H146V225H145ZM154 224L156 223V221L154 220V222H153ZM153 223H151L152 225H153ZM6 226V227H3V226ZM44 225H46V224H44ZM43 225V226H44ZM47 225H50V224H47ZM143 225V226H142ZM151 225V226H152ZM171 225H172V222H171ZM133 226V227H132ZM130 225V233H128V235H130L131 234V236H128V237H126V239H128L129 237H133L134 238V240H133V238H131V240H133V242H132V245H133V243L136 241V240H138L139 242H137V243H139V244H137L136 242H135V244H137L136 245V248L134 247L135 246V244L133 245V248H132V245H128V242H131V241H129L130 239H128V241L126 240V243H127V245H126V243H125V245H126V247L124 246V248H127V247H130V248H127V249H125L124 250V255H125V257L126 258H131L130 260L132 261V259L134 258H136L137 257V259H135V260H133L132 262H133V264L135 263V264H149V263H151V264H163V263H167V264H171V263H173L174 264V262H170V263H168V262H164V261H162L163 263H161V259L159 258V257H156L157 256V250H159V254L160 253H162V252H160L161 251V249H162V251H163V246L162 245H160L159 247H157V248H159V249H157L156 250V248H154V246H157L154 242V244L153 243H151V241H149L146 237V235L145 234H147L148 232H150V231H152V230H158V228H159V226L156 224V227H158L157 229H156V227H155V225L154 226H152L154 229H152V227L150 228V227H148V228H150V231H149V229H147L146 227L144 228V230H143V228H141L142 229V232L143 231H145V232H143V233H141V229L139 230L140 231V233H136V232H138L137 230V228L136 227H134V224L133 225ZM161 226H160V230H158V231H156L154 234L156 235V234H158L159 232L160 233H163V231H167V232H169L170 233V231H169V228L170 227H168L167 228V226L166 227H163V228H166V229H162L161 228ZM50 227H53V226H50ZM132 227V228H131ZM49 228V226L46 228V226H44V229H46V231L48 230V231H50V232H48L47 231V233H45L44 234V232L42 233L41 231L43 230V229H41L40 231L38 230L37 232H41L40 234H38V236L40 235H46V236H39V238H40V240H41V238H42V240H41V242H40V244L43 242V240L47 237V235H48V237H47V239L50 237V235H51V237L50 238H52V241L54 242V243H56L57 245L58 244H60V243H62V241L64 240V244H65V241H66V239H64L65 238V235H63V236H58V235H62V234H59L60 233V231H57L56 229H58L59 230V228L58 227H53L54 229V231L56 232L57 231V233L58 234H56L52 229L51 230H49L48 229ZM136 228V231L134 232V229ZM9 229H11V230H13V228H8V231H11V230H9ZM40 229V228H39ZM152 229V230H151ZM163 231H162V230ZM6 230H5V232H6ZM32 230V231H31ZM131 230H133L132 231V233H136L135 235H133L132 233H131ZM8 231L6 232L7 234H8ZM30 233H29V232ZM43 231H45V230H43ZM2 232H1V234H2ZM12 232V231H11ZM32 232V233H33ZM55 233V235L53 236V237H57V238H59V240L61 241H59L60 243H58V242H55V241H57V238H56V240H54V238L52 237V235ZM164 232V234H165V237L166 238H168L169 239V237H167V236H169L170 234H172V233H165ZM49 233H50V235H49ZM158 234V235H161V234ZM0 234V235H1ZM11 233L9 232V235H10ZM164 234H162V235H164ZM166 234H169V235H166ZM9 235H6L5 233H4V235L2 234V236H1V240L0 241H2V239L4 238L6 241H8L9 242ZM133 235V236H132ZM139 235H144V237L146 238V239H144L143 240V237L141 236H139ZM5 236L6 237H9V238H5ZM135 236H136V238L138 237V238H140V240L137 238L136 240H135ZM64 237V238H63ZM50 238H49V240H50ZM61 238V239H60ZM63 238V239H62ZM8 239V240H7ZM47 239H45L46 241H47ZM22 240V239H21ZM48 240V241H49ZM141 240H143V241H145V240H147L146 242L148 243L149 242V244H147L146 242V244L148 245V249H150L149 251H148V249H147V251H145V243L144 242H142V245H141ZM44 242V243H42L43 245H40L39 244V242H37V244H39V246L43 249H41L40 247V249L45 253V255H44V253L43 252H41V253H43V254H41V253H39L41 250L39 249V248H37V247H35V246H37V244H36V242L34 243V244H36V245H34L33 246V244H31V252L29 253V250H28V247H29V245H26V246H28L27 247V250H28V252H27V250H26V246H23L22 245V251L24 252H26V257L25 258H29V261H35V260H37L38 261V259H35L36 258V254H37V256H38V254H40V255H43V256H46V254L48 253L47 251H46V249L45 248H43V247H45V246H48L47 248L49 249H51V251L53 252V253H56V255L57 256H59L58 254H60V255H62V257L64 258V255H69L68 257H67V259L66 258H64L63 260H65L66 259V261L67 260H69L71 263L70 264H74L75 262H77L76 264H79V263H81V264H83V262L84 261H81V258H82V256H81V253L80 254H76L75 252H81V250L80 249H77L76 248V250H75V248L74 249H71L72 248V246H70V244L69 243H67V244H65V245H68L70 248H66L65 246H63V244H60L61 245V253H58L57 254V249H60V248H56V247H58L57 245H55L54 243H51L52 241H49V242ZM8 242H6L7 244H8ZM6 243H4V241H2V242H0V251H2L3 252V255H1V256H3V257H0L1 258V260H3V261H1L0 262V264L2 263H4V264H6V261H8L7 263H10L11 264V262H9V261H12L13 262V264L15 263L16 264V262H14L15 261V259H16V257H18V255L19 254H21L22 252H21V246H20V248H19V246L17 245V244H15V246H13V245H11V247H13V249L14 250H12V248H10V244L9 245H7ZM47 243H51V245L52 244H54L55 245V247H54V249H52L53 248V246L51 247V246H49V244L47 245ZM145 245H144V244ZM170 243V242H169ZM2 244H3V246H2ZM45 244V245H44ZM129 244H131V243H129ZM153 244V245H152ZM19 245H21V243H19ZM60 245H59V247H60ZM139 245H140V247H139ZM147 245H146V248H147ZM150 245V246H149ZM169 245V244H168ZM171 245V244H170ZM169 245V246H170ZM5 246H9V248L8 247H5ZM43 246V247H42ZM143 246V247H142ZM162 246V247H161ZM15 247V248H14ZM18 247V248H17ZM34 247V248H33ZM139 247V249H144V251L142 250L141 252L137 249ZM1 248H3V249H1ZM4 248H7L8 249V251H9V249H10V251L9 252H11V250H12V252H14V253H12L11 254V257H12V255L13 254H15V252L17 253V251H19L18 252V254L13 258L12 257V259L13 260H8L9 258L11 259V257H10V253H8V251H6L7 249H5V251H6V253L8 254L7 256H9V257H6V254L4 255V253H5V251H4ZM24 248H25V250H24ZM38 249V251H37V249ZM56 248V249H55ZM66 248V252L64 251V249ZM136 250H135V249ZM151 248H152V251H151ZM169 248V247H168ZM175 248V247H174ZM173 248V249H174ZM16 249V250H15ZM17 249H20V250H17ZM29 249H30V247H29ZM34 249H36V250H34ZM50 249H49V251H50ZM67 249H68V251H67ZM83 249H87L86 247H83ZM82 249V250H83ZM128 249H130V251L128 250ZM54 250V251H53ZM62 250H63V252H64V254H62ZM69 250H75V251H71V252H69ZM133 250H135V251H133ZM156 250V251H155ZM33 251H35V253H34V255H35V257H33ZM50 251V252H51ZM56 251V252H55ZM84 251V250H83ZM127 251L129 252V253H127ZM131 251H133V252H131ZM136 251H139L140 252V254H139V252H136ZM150 251L152 252V255H151V253H150ZM2 252H0V253H2ZM21 252V253H20ZM38 252V253H37ZM72 252L73 253H75L76 254V256H78V259H77V257L75 256V257H73V255L74 254H72ZM78 252V253H79ZM85 252V251H84ZM126 252V253H125ZM135 252V253H134ZM145 252V253H144ZM155 252V253H154ZM53 253H51L53 256H56L55 254H53ZM67 253V254H66ZM68 253H70V254H68ZM131 253V254H130ZM134 253V254H133ZM139 254L140 255V257L139 256H137V254ZM144 253V254H143ZM147 253V254H146ZM153 253H154V255H155V258L154 257H152V256H154L153 255ZM24 254L25 253H23V254H21V255H19L20 257H22V255H23V260L25 261V263H26V259L24 258ZM72 254V255H71ZM128 256H127V255ZM131 256H130V255ZM136 254V255H135ZM142 254V255H141ZM149 254L151 255V257L149 256ZM158 254V255H159ZM31 255H32V257H31ZM40 255L38 256L39 257V261L37 262V261H35L36 262V264H40V262L42 263V264H45L46 263V260H41V259H43V257L41 258L40 257ZM79 255L81 256V258H80V260H79ZM132 255H134V256H132ZM144 255H146V256H144ZM28 256V257H27ZM30 256V257H29ZM53 256H50V253H49V256H48V254H47V257L48 258H52ZM56 256V257H57ZM65 256V257H66ZM72 256V257H71ZM142 256H144L145 258H143ZM19 257V259H21V261H23L22 260V258H20ZM37 257V258H38ZM46 257V258H47ZM142 257V258H141ZM7 258V259H6ZM31 258V259H30ZM41 258V259H40ZM45 258V259H46ZM47 258V259H48ZM55 257H53V259H54ZM68 258H70V259H72V258H74V259H72V261H73V263H72V261L70 260V259H68ZM126 258H124L125 259V261H122L123 262V264H132V262L130 261V260H128V259H126ZM140 258H141V260H140ZM152 260H151V259ZM184 257H182V259H183ZM190 258V257H189ZM18 258H17V260L16 261H19L18 263L19 264H21V262H20V260H19ZM52 259V260H53ZM57 259H59L60 261L58 262L57 261ZM57 259H54V263L51 261V260H49V261H51L52 263H49V261H48V264H56L55 263V260L57 261V264H61L60 262H61V259H60V257L58 258L57 257ZM123 259V260H124ZM148 259V261H146ZM153 259H155L154 260V262L156 261V263H152L153 262ZM158 261H157V260ZM191 259V258H190ZM127 260V261H126ZM160 260V261H159ZM24 261H23V263L22 264H24ZM29 261H27L29 264L31 263V264H34V262H29ZM79 261H81V262H79ZM134 261H136V262H134ZM151 261V262H150ZM183 261H185L186 263H188L189 261H188V258H187V260H181V262H183ZM188 261V262H187ZM44 262V263H43ZM64 262V264H65V261H63ZM63 262H62V264H63ZM127 262V263H126ZM131 262V263H130ZM139 262V263H138ZM142 262V263H141ZM181 262H179L178 264H181ZM17 263V264H18ZM69 264V262H66V264ZM185 263V264H186ZM27 264V263H26ZM84 264H85V262H84ZM175 264H177V262H175ZM184 264V263H183Z\"/></svg>",
	"mask_w": 264,
	"mask_h": 264
}]
</instances>
